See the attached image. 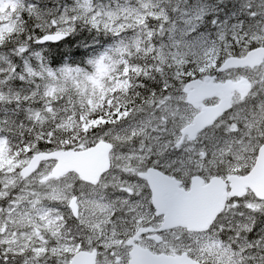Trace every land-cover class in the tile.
Returning <instances> with one entry per match:
<instances>
[{
  "label": "snow or ice",
  "instance_id": "obj_1",
  "mask_svg": "<svg viewBox=\"0 0 264 264\" xmlns=\"http://www.w3.org/2000/svg\"><path fill=\"white\" fill-rule=\"evenodd\" d=\"M0 264H264V0H0Z\"/></svg>",
  "mask_w": 264,
  "mask_h": 264
}]
</instances>
